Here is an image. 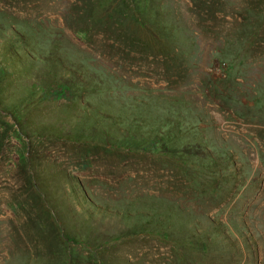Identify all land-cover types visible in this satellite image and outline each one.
<instances>
[{
  "label": "rangeland",
  "instance_id": "1",
  "mask_svg": "<svg viewBox=\"0 0 264 264\" xmlns=\"http://www.w3.org/2000/svg\"><path fill=\"white\" fill-rule=\"evenodd\" d=\"M0 264H264V0H0Z\"/></svg>",
  "mask_w": 264,
  "mask_h": 264
}]
</instances>
